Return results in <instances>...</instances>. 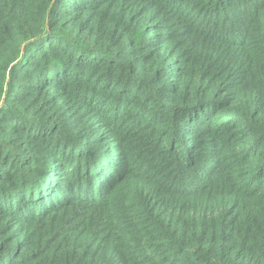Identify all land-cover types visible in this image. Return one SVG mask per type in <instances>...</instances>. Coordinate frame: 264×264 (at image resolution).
<instances>
[{
    "label": "trees",
    "instance_id": "16d2710c",
    "mask_svg": "<svg viewBox=\"0 0 264 264\" xmlns=\"http://www.w3.org/2000/svg\"><path fill=\"white\" fill-rule=\"evenodd\" d=\"M0 264H264V0H0Z\"/></svg>",
    "mask_w": 264,
    "mask_h": 264
}]
</instances>
